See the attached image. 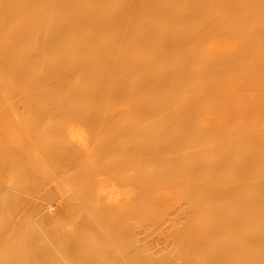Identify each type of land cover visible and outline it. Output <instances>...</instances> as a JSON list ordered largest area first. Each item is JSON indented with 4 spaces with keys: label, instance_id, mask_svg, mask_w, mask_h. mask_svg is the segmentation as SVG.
<instances>
[{
    "label": "bare ground",
    "instance_id": "6f19581e",
    "mask_svg": "<svg viewBox=\"0 0 264 264\" xmlns=\"http://www.w3.org/2000/svg\"><path fill=\"white\" fill-rule=\"evenodd\" d=\"M0 264H264V0H0Z\"/></svg>",
    "mask_w": 264,
    "mask_h": 264
},
{
    "label": "rangeland",
    "instance_id": "374dc122",
    "mask_svg": "<svg viewBox=\"0 0 264 264\" xmlns=\"http://www.w3.org/2000/svg\"><path fill=\"white\" fill-rule=\"evenodd\" d=\"M232 42H233V41H232ZM246 96H247V95H245V94L242 96V99H241V103H242V104H244V103L246 102V98H247ZM180 202H181V201H180ZM185 204H186V203L182 200V202H181V206H184Z\"/></svg>",
    "mask_w": 264,
    "mask_h": 264
}]
</instances>
